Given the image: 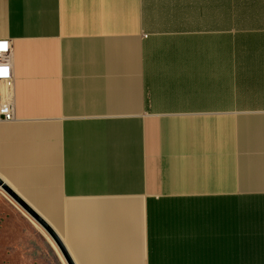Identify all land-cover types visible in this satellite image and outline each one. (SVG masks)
I'll return each mask as SVG.
<instances>
[{"label":"crops","instance_id":"obj_1","mask_svg":"<svg viewBox=\"0 0 264 264\" xmlns=\"http://www.w3.org/2000/svg\"><path fill=\"white\" fill-rule=\"evenodd\" d=\"M5 47L6 263L264 264V0H0Z\"/></svg>","mask_w":264,"mask_h":264},{"label":"built area","instance_id":"obj_2","mask_svg":"<svg viewBox=\"0 0 264 264\" xmlns=\"http://www.w3.org/2000/svg\"><path fill=\"white\" fill-rule=\"evenodd\" d=\"M9 47L0 48V122L14 120L13 77Z\"/></svg>","mask_w":264,"mask_h":264},{"label":"rangeland","instance_id":"obj_3","mask_svg":"<svg viewBox=\"0 0 264 264\" xmlns=\"http://www.w3.org/2000/svg\"><path fill=\"white\" fill-rule=\"evenodd\" d=\"M16 230H11L9 228H6L1 225L0 223V244H2V241L4 239V237H9L11 236L12 234H16ZM6 248L8 249L9 247H3V246H0V264H10V263H6L5 261V252H7ZM9 250V249H8ZM11 264H20L19 262L18 263H11Z\"/></svg>","mask_w":264,"mask_h":264},{"label":"water","instance_id":"obj_4","mask_svg":"<svg viewBox=\"0 0 264 264\" xmlns=\"http://www.w3.org/2000/svg\"><path fill=\"white\" fill-rule=\"evenodd\" d=\"M2 189H3L4 191H6L8 194H10V192L7 191V190L5 189V187H2ZM30 215H31L32 218H34L33 215H32L31 213H30ZM38 222L41 224V226H43V228H44L45 231L48 233V235H49L50 237H52V233H51L50 230L44 225V223L40 222L39 220H38ZM53 238H54V237H53ZM55 240H56V243H57V245H58V247H59L61 253L64 254L65 259L67 260V263H68V264H71L70 261L68 260V257H67L66 254L64 253L63 248H62L60 242H59L56 238H55Z\"/></svg>","mask_w":264,"mask_h":264}]
</instances>
